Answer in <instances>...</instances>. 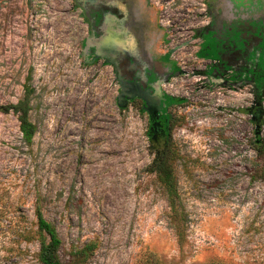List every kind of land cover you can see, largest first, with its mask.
<instances>
[{
	"label": "rangeland",
	"instance_id": "obj_1",
	"mask_svg": "<svg viewBox=\"0 0 264 264\" xmlns=\"http://www.w3.org/2000/svg\"><path fill=\"white\" fill-rule=\"evenodd\" d=\"M101 1L126 11L125 0ZM145 2L152 10L135 21L151 43L137 79L149 89L158 80L165 96L183 249L150 171L163 145L148 137L139 101L122 106L113 67L87 48L81 1L0 0V264H40L36 209L64 263L93 242L87 264H137L144 252L164 264H264V126L246 112V73L264 95V0ZM26 96L30 144L19 114L5 111Z\"/></svg>",
	"mask_w": 264,
	"mask_h": 264
},
{
	"label": "flooded vegetation",
	"instance_id": "obj_2",
	"mask_svg": "<svg viewBox=\"0 0 264 264\" xmlns=\"http://www.w3.org/2000/svg\"><path fill=\"white\" fill-rule=\"evenodd\" d=\"M80 1L82 13L84 16L87 14L88 18L89 39L87 40V48L91 51L93 57L100 56L104 62L113 67L119 81L120 90L122 89L123 96H125L121 99L122 106H126L133 101H139L142 110L148 116V137H151L150 140L153 139L157 145H163L169 138L170 126L168 115L162 110L165 96L162 95L159 88L161 84L158 83V80H155L149 86L150 89L152 87V90H150L147 86H142L137 79L144 74L145 69L147 72L146 59L148 58L146 55L149 54L147 46L151 41L147 44L143 42V36L139 34V23L135 21L137 19L136 12L144 16L145 11H147L149 15L148 12L152 8L147 5L145 0H125L126 11L123 10V7L109 2L103 3L101 0ZM92 13L94 14L93 17L90 16ZM155 22L156 19L152 21L153 24ZM155 26H157V23H155ZM96 33L98 38H96ZM113 38L114 40H111ZM99 43L104 45L101 46ZM143 56L145 59H143ZM246 78L248 85L252 88L250 93L252 100L250 106L246 108V112L250 117L249 123L252 126L263 127L264 105L262 104L264 95L260 98L256 96L254 91L256 77L253 73H246ZM257 79L264 81V74H259ZM259 89H264V86L260 85Z\"/></svg>",
	"mask_w": 264,
	"mask_h": 264
},
{
	"label": "trees",
	"instance_id": "obj_3",
	"mask_svg": "<svg viewBox=\"0 0 264 264\" xmlns=\"http://www.w3.org/2000/svg\"><path fill=\"white\" fill-rule=\"evenodd\" d=\"M12 109L19 114L20 132L23 140L30 144L35 133V126L29 122V101L27 96L20 100L16 105L5 108V111ZM151 138V137H150ZM153 144H156L151 139ZM167 143L159 149L157 148V157L150 166V171L156 173L161 183L169 203L170 225L174 231V235L178 246L183 249L186 241L187 216L183 211V206L177 195L175 178L170 166V156ZM37 226L44 237L40 242L37 259L40 264H87L96 245L95 243L86 244L83 248L72 251L66 263L62 262L59 256L61 240L57 234L55 227L46 221L39 209H36ZM137 264H164L163 261L152 252H144L141 254ZM208 264H221L210 262Z\"/></svg>",
	"mask_w": 264,
	"mask_h": 264
}]
</instances>
